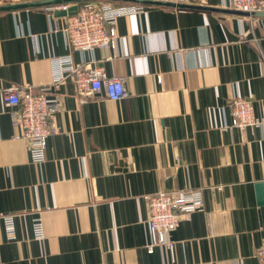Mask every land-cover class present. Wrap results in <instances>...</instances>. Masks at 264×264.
Instances as JSON below:
<instances>
[{
	"label": "crops",
	"instance_id": "crops-1",
	"mask_svg": "<svg viewBox=\"0 0 264 264\" xmlns=\"http://www.w3.org/2000/svg\"><path fill=\"white\" fill-rule=\"evenodd\" d=\"M105 1L143 9L117 19L115 48L79 51L65 32L68 14L53 8L74 0H0V264H259L260 15L226 0ZM66 56L123 78L127 93L85 97L70 77L48 91L59 101L58 132L36 162L1 90H40ZM233 96L253 99L261 124L231 127ZM188 188L202 189L203 208L169 234L173 249L148 251L147 195Z\"/></svg>",
	"mask_w": 264,
	"mask_h": 264
},
{
	"label": "built area",
	"instance_id": "built-area-1",
	"mask_svg": "<svg viewBox=\"0 0 264 264\" xmlns=\"http://www.w3.org/2000/svg\"><path fill=\"white\" fill-rule=\"evenodd\" d=\"M176 2H205L206 0H174ZM74 3H58L56 9H67ZM74 14H68L65 32L73 50L92 51L96 48H115L119 34L116 29L117 19L129 13L139 12L141 5L124 6L112 1L84 0L77 3ZM226 6L253 18L260 15L264 25V0H226ZM56 60V59H55ZM56 63V62H55ZM56 77L50 84L43 85L40 90L32 87L21 88L10 85L1 90L5 103L11 109L13 119L22 128L21 137L28 143L32 159L36 162L44 160L48 137L58 132L55 115L59 109V101L49 95L48 91L59 89L60 84L70 77L73 79L78 93L91 97L103 90L107 98L118 100L126 95L123 78L107 76L99 65L89 62L75 64L70 56L59 58ZM232 117L231 127H255L261 124L255 115L254 100L233 96L227 102ZM147 225L150 241L148 251L156 245H164L173 249L174 240L169 234L176 229L181 219L189 218L195 211L201 210L204 204L202 189H184L179 192L159 190L147 195ZM7 233L14 236L13 215L5 217ZM37 237L44 235L42 222L34 223ZM256 256L259 264H264V243L261 244Z\"/></svg>",
	"mask_w": 264,
	"mask_h": 264
},
{
	"label": "water",
	"instance_id": "water-1",
	"mask_svg": "<svg viewBox=\"0 0 264 264\" xmlns=\"http://www.w3.org/2000/svg\"><path fill=\"white\" fill-rule=\"evenodd\" d=\"M75 3L69 6L67 9H57L56 12L59 15L74 14L77 12L78 5L77 3L84 0H74ZM256 193L258 197V202L264 204V181H260L255 184Z\"/></svg>",
	"mask_w": 264,
	"mask_h": 264
}]
</instances>
